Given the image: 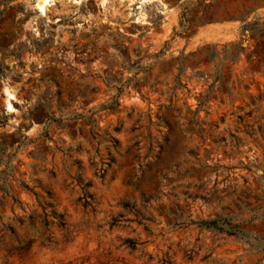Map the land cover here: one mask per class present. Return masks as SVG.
<instances>
[{"label": "rangeland", "instance_id": "obj_1", "mask_svg": "<svg viewBox=\"0 0 264 264\" xmlns=\"http://www.w3.org/2000/svg\"><path fill=\"white\" fill-rule=\"evenodd\" d=\"M0 264H264V0H0Z\"/></svg>", "mask_w": 264, "mask_h": 264}, {"label": "trees", "instance_id": "obj_2", "mask_svg": "<svg viewBox=\"0 0 264 264\" xmlns=\"http://www.w3.org/2000/svg\"><path fill=\"white\" fill-rule=\"evenodd\" d=\"M57 217L62 218L63 214H57ZM190 224H198L200 228L217 231V232H227L229 234H237L238 232H243V230H238V231L230 230V227H238V226L233 225L231 220H229L228 218L219 217V218H212V219H201L200 221L191 222Z\"/></svg>", "mask_w": 264, "mask_h": 264}, {"label": "bare ground", "instance_id": "obj_3", "mask_svg": "<svg viewBox=\"0 0 264 264\" xmlns=\"http://www.w3.org/2000/svg\"><path fill=\"white\" fill-rule=\"evenodd\" d=\"M55 0H37V8L40 12L44 13L48 5H51ZM106 0H103L105 2Z\"/></svg>", "mask_w": 264, "mask_h": 264}]
</instances>
